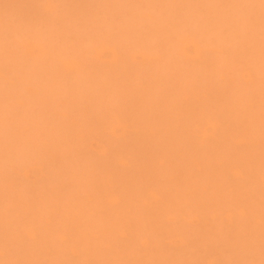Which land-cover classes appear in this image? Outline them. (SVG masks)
Segmentation results:
<instances>
[{"label":"rangeland","instance_id":"rangeland-1","mask_svg":"<svg viewBox=\"0 0 264 264\" xmlns=\"http://www.w3.org/2000/svg\"><path fill=\"white\" fill-rule=\"evenodd\" d=\"M261 260V0H0V264Z\"/></svg>","mask_w":264,"mask_h":264},{"label":"snow or ice","instance_id":"snow-or-ice-1","mask_svg":"<svg viewBox=\"0 0 264 264\" xmlns=\"http://www.w3.org/2000/svg\"><path fill=\"white\" fill-rule=\"evenodd\" d=\"M262 6H264V0H261ZM44 4L34 5L37 9L46 7ZM4 264H39V262L30 261H6ZM45 264H93V262H72V261H60V262H45ZM129 264H253L251 261H184V262H129ZM260 264H264V260L260 261Z\"/></svg>","mask_w":264,"mask_h":264},{"label":"bare ground","instance_id":"bare-ground-1","mask_svg":"<svg viewBox=\"0 0 264 264\" xmlns=\"http://www.w3.org/2000/svg\"><path fill=\"white\" fill-rule=\"evenodd\" d=\"M184 45H186V43H185ZM44 50H45V49H44ZM44 50H42V53H44V52L46 51V50H45V51H44ZM45 53H46V52H45ZM45 53H44V54H45Z\"/></svg>","mask_w":264,"mask_h":264}]
</instances>
